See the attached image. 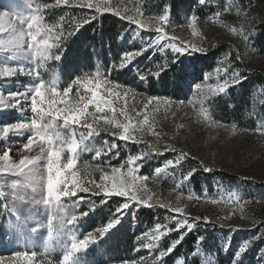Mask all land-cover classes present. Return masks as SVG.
<instances>
[{
    "label": "rangeland",
    "instance_id": "1",
    "mask_svg": "<svg viewBox=\"0 0 264 264\" xmlns=\"http://www.w3.org/2000/svg\"><path fill=\"white\" fill-rule=\"evenodd\" d=\"M54 2L55 0L15 2L0 0V11H8L12 21L19 27L21 19L26 20L37 5ZM107 2L113 5L114 9L118 8L122 15L124 9H128V15L144 20L161 15L165 8H170L171 26L166 28L169 37L175 36L176 43H193L205 47L208 52L207 55L192 53L181 57L186 58V62L190 64L189 72L182 81L178 68L183 65H180L178 60L159 83L154 80L153 83H149L151 77L148 70H155L154 66L162 63L165 55L171 58L170 49L160 52L158 51L160 45L149 47V39H155L157 35L154 30L139 29L137 25L116 17L113 13H102L107 14V20H112L114 25L110 31L111 35L107 32L96 38L100 43L99 48L93 43H88L89 39L84 38V35H80L82 31L80 28L68 42L67 50L71 54L68 56L65 51L60 62H48L40 70L42 78L56 79L62 88L76 75H94L97 70L102 74H108L109 64L119 63L122 53L147 48L148 50L137 57L129 68L114 71L109 78L136 93L134 106L137 111L143 108L141 101L146 100L149 95L167 97L183 103L174 104L166 116L161 106L160 112L156 115V130L161 133L159 138L147 134L145 143L141 144L125 143L116 139L118 148L107 156L102 155L98 160H93L94 150L81 152L77 167L83 169L85 162H107L119 166L125 163L129 155H136L142 151L151 152L148 146L151 143L164 154L152 153L150 158L142 161L138 174L149 177L146 181L147 194L152 196L153 202L159 200L173 205L178 203L176 198L179 196V204L186 208L189 216L200 218L191 232L196 236L194 248L199 251L202 264H234L238 248L251 237L264 233V136L256 131L257 128L264 130V23L259 24V21L264 19V2L205 0L204 5H200L198 0H107ZM217 11L221 13L219 18L214 15ZM85 13L92 14L91 10H81L68 5L42 9L45 22L48 24L58 22L63 16L65 32L73 31L74 25L86 18ZM102 14H98L96 20H99ZM191 15L198 18L199 36L193 35V30L188 27V18ZM245 15L257 20L258 26L253 32H248V25L244 23ZM233 28L237 29L236 33L232 32ZM6 38L5 34H0V39ZM172 42L169 39L161 41L160 44ZM87 50L90 53L85 52ZM237 53L240 54L242 62L236 61ZM11 55L10 52L0 50V63L20 67L21 64L18 62L23 58ZM203 56L208 58L209 65L200 61ZM64 59L70 66L66 79H62L61 76V64ZM23 66L34 67L31 63H24ZM232 67L239 68L241 74L247 76V80L240 86L230 88L228 96L209 93L208 86L223 82L224 78L230 76ZM217 68H227L228 72L217 74ZM33 83L35 81L31 77L23 75L9 79L0 78V92L5 95L13 92L22 93ZM179 84L184 86L178 87ZM196 84L201 85L199 90L196 89ZM243 86L247 89L246 94H243ZM209 98L213 100L212 104L208 103ZM8 103L15 104L16 101L9 100ZM28 103L30 101L26 102L21 97V104L25 108ZM222 103H225L227 108L224 116L218 114L222 110L220 106ZM201 107L207 110L208 115L212 117L211 121H204L200 115ZM30 116V109L23 113L19 108L0 109V127L5 123L19 122ZM233 123L237 125L235 131L232 129ZM27 135L28 133L25 136L10 135L7 140L0 141V148L12 147L11 159L15 162H18L21 156L35 155L36 152L16 150L26 142ZM113 141L112 136L101 133L89 147L107 151ZM168 144H174L178 152L165 151ZM180 151L188 153V158L179 166H168L165 171H156L163 168L167 161H174ZM116 152L119 155H116ZM203 167L213 168L214 171L204 172ZM193 169H196V172L190 179H185ZM105 170L110 169L106 167ZM17 178L19 177L11 174H0V234L8 228L10 232H15L19 241L10 243L12 236H4L5 242L0 244V257L7 261L15 251H36V264H61L63 251L70 242L69 226L66 223L61 227L59 221H54L53 231L49 236L47 219L50 210L45 206L23 205L21 213L24 218L23 224L14 217H9L5 211V205L10 206L12 199L10 184ZM95 179L99 180V173L95 174ZM189 195L199 199L188 200ZM237 197L243 203V209L236 203ZM90 199L94 207L81 204L75 213L72 211L71 201H66L67 207L63 214L65 220L70 218L71 214L89 211L77 228L73 229L78 238H83L89 231L104 226L116 215L115 209L118 204L124 202V198L115 197L104 204L100 203L102 197L91 196ZM173 215L175 214L168 209L159 206L140 207L139 210L133 207L99 243L91 245L86 253H81L74 264H121V261L125 260L135 261L136 264H161L158 259L159 253L178 238V232H171L149 249L140 248V245L151 242L150 237L155 234L157 224L175 228V223L171 220ZM205 217L208 218L207 223L204 222ZM99 218L104 219L106 223L101 224ZM16 225L22 231L16 232L10 227ZM32 227H38V231L31 232ZM201 236L205 239L198 243V237ZM205 244L209 245V249H205ZM260 248H264V241H257L251 245L242 255L241 264H264V259L259 255ZM170 255L163 257V264H183L185 257H176L170 261Z\"/></svg>",
    "mask_w": 264,
    "mask_h": 264
},
{
    "label": "snow or ice",
    "instance_id": "2",
    "mask_svg": "<svg viewBox=\"0 0 264 264\" xmlns=\"http://www.w3.org/2000/svg\"><path fill=\"white\" fill-rule=\"evenodd\" d=\"M15 2V0H10ZM200 5L205 4V0H198ZM68 5L81 10H91L92 14L85 13L86 18L74 25L73 31H64V17L61 16L58 22L46 23V18L42 14V9L59 8ZM243 6H241L242 8ZM230 10V9H226ZM128 9H124V14L118 8L107 2V0H55L54 4L37 5L32 14L26 20L21 19L18 27L10 18L8 11H0V34H5L6 39H0V50L10 52L12 56L22 57L20 67L10 66L7 63H0V78L9 79L17 75L31 77L35 81L30 87H26L24 92H13L5 95L0 92V109L19 108L23 113L30 109L31 116L19 122L11 124L5 123L0 127V141L7 140L10 135L25 136L26 142L22 143L16 150L36 152L35 155L21 156L18 162L11 159L12 147L0 148V174H11L16 177L11 184L10 206L5 205V211L9 217H14L21 224L22 206L26 204L43 205L50 210L47 219L49 236L53 231L54 221H59L61 227L66 223L70 233V242L63 251L61 264H74V261L81 253H86L93 244L99 243L105 235L113 229L120 220L127 214L129 209L135 207L154 208L159 206L168 209L175 214L171 220L175 223V228H167L157 224L155 234L151 235L150 243H143L140 248L149 249L154 243H158L162 238L175 231L179 233L176 240L171 241L168 248L159 253L158 259L163 264V257L172 254L176 247L181 244L185 236L191 232L200 221L199 217H190L186 208L179 204L180 197L177 196V204L163 203L159 200L153 202L151 195H148L146 181L148 175H139L142 161L150 158L152 153L163 155L151 143L149 151H142L136 155H129L125 163L119 166L105 163L85 162L83 169L77 167L78 158L83 151H95L93 160H98L102 155L107 156L118 148L116 139L125 143L141 144L145 143V135L150 134L159 138L161 133L156 130V115L163 107L165 116L174 105L183 103L173 101L171 98L159 97L155 95L147 96L141 101L143 108L136 110V93L129 87L119 84L109 78L112 72L123 71L129 68L137 57H140L148 49L128 51L121 54L119 63L109 64L108 74H102L99 70L94 75H76L66 82V86L61 88L60 82L56 79L46 80L41 76V69L50 61L60 62L67 51L68 42L85 24H90L98 18V14L113 13L116 17L137 25L139 29L155 31L156 38L149 39V47L160 45L158 51L165 52L170 49L171 58L165 55L162 63L154 66L155 70H148L149 76L159 83L163 76L168 75V70L179 60L183 67L178 68L180 77L183 78L189 72L190 64L186 62V54L199 53L207 55L208 49L197 46L193 43H176V37H169L166 28L171 26L169 17L170 8H165L163 14L152 19H138L136 16L128 15ZM216 18L221 13L217 11ZM19 18V14H17ZM197 16L191 15L188 18V27L193 30V35L199 36L197 30ZM244 23L248 25V32H253L258 26L256 18L244 16ZM264 23V19L259 24ZM26 24V27L24 25ZM237 32L236 28L232 29ZM171 40L172 43L160 44L161 41ZM236 61L242 62L241 56L237 53ZM24 63H31L34 67L26 68ZM131 70V69H129ZM228 72L227 68H217L216 73ZM207 79V77H205ZM247 80V76L241 74L240 69L232 67L230 76L223 79V82L208 86L209 93L213 95L228 96V90L240 86ZM155 86V85H153ZM196 89L201 88L200 84L195 85ZM21 97L24 101H30L25 108L21 104ZM131 99V103H130ZM9 100H15V104H9ZM212 104L213 100L208 99ZM200 115L205 122L211 121L206 109L201 107ZM142 117V118H141ZM237 125L232 124L235 131ZM61 129L64 131L62 132ZM256 131L264 136V130L257 128ZM101 133L108 134L114 141L108 146L107 151L90 148L96 137ZM78 137V138H77ZM88 143H85V142ZM107 143V142H105ZM79 150V151H78ZM165 151L178 152L174 144H168ZM116 155H119L116 152ZM188 158V153L180 151L175 160H169L163 168L156 171H165L168 166H179L181 162ZM110 170H105V168ZM204 172H212L213 168L203 167ZM196 172L193 169L185 179H190ZM99 173V180L95 179V174ZM81 194H88L81 195ZM102 197L100 203H106L110 198H124L123 203H119L115 209L114 218H110L107 223L89 231L83 238H78L73 229L77 228L79 222L89 214V211H81L79 214H71L66 220L63 214L67 207L66 201H71L72 211L80 207L81 204H89L94 207L90 197ZM188 200L199 199L189 195ZM217 201H213L216 203ZM236 203L243 209V203L237 197ZM191 221V222H190ZM208 222V218H204ZM16 232L22 229L10 226ZM236 229H233L235 231ZM38 231V227H32L31 232ZM10 235V243H19L15 232H10L8 228L0 234V244L4 243V236ZM138 239H140L138 237ZM204 237H198L197 242L204 241ZM257 241H264V233L251 237L239 247L234 257V264H241L242 255ZM137 249V251L140 250ZM261 259H264V248L259 249ZM36 251H15L9 260L0 257V264H36ZM121 264H136L135 261H121ZM183 264H202L200 253L195 248L184 258Z\"/></svg>",
    "mask_w": 264,
    "mask_h": 264
},
{
    "label": "trees",
    "instance_id": "3",
    "mask_svg": "<svg viewBox=\"0 0 264 264\" xmlns=\"http://www.w3.org/2000/svg\"><path fill=\"white\" fill-rule=\"evenodd\" d=\"M241 1L243 3L252 2V1H256L257 3L264 2V0H241ZM113 25H114V22L112 20H107V14H102L101 18L99 20H93L90 24H85L82 27V31L80 32L81 33L80 35H84L85 36L84 38L89 39L88 43H91V44L93 43L95 46H99V48H100V43H98L96 41V38L102 33H107V32L110 33ZM109 35H111V33ZM72 40H74V38ZM85 52H89L90 53V51H88V50L85 51ZM67 53H68V50L66 51V55L69 56L70 52L68 54ZM70 57H71V55H70ZM200 61L203 64H205V65H209V63H210V61L208 60V58L206 56L201 57ZM69 67L70 66L67 63V60L64 59L63 63L61 64V69H62L61 76H62V79H66L67 78ZM184 78L185 77L180 78L181 79L180 81H182ZM149 81H150L149 83H153V79L152 78ZM180 86H184V85L183 84H181V85L179 84L178 87H180ZM242 89H243L242 90L243 94H246L247 93L246 87L243 86ZM220 106L222 107L221 108L222 110L218 114H220L221 116H224V114L227 113V108L225 107L226 104L222 103V104H220ZM98 221L101 224H105L106 223L105 220L102 219V218H99ZM195 239H196L195 234L193 232L189 233L184 238V240L181 242V244H179L176 247L175 251L169 256V260L172 261V259L176 258V257H186V256H188L194 249V240ZM204 247H205V249H209V245L208 244H205ZM183 251H185V252H183Z\"/></svg>",
    "mask_w": 264,
    "mask_h": 264
}]
</instances>
